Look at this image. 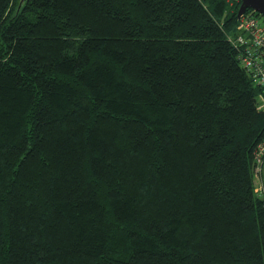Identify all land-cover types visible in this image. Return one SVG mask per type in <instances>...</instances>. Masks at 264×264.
<instances>
[{"label":"trees","instance_id":"obj_1","mask_svg":"<svg viewBox=\"0 0 264 264\" xmlns=\"http://www.w3.org/2000/svg\"><path fill=\"white\" fill-rule=\"evenodd\" d=\"M241 2L0 0V264H264Z\"/></svg>","mask_w":264,"mask_h":264},{"label":"built area","instance_id":"obj_2","mask_svg":"<svg viewBox=\"0 0 264 264\" xmlns=\"http://www.w3.org/2000/svg\"><path fill=\"white\" fill-rule=\"evenodd\" d=\"M256 10L247 9L240 16L238 33L234 42L244 48L241 54L242 63L252 70L262 91L259 94L258 107L264 111V18ZM264 167V139L259 143L256 152L255 181L256 190L263 189L262 170Z\"/></svg>","mask_w":264,"mask_h":264},{"label":"water","instance_id":"obj_3","mask_svg":"<svg viewBox=\"0 0 264 264\" xmlns=\"http://www.w3.org/2000/svg\"><path fill=\"white\" fill-rule=\"evenodd\" d=\"M241 5L238 11V16H241L248 8L260 12L264 15V0H241Z\"/></svg>","mask_w":264,"mask_h":264},{"label":"rangeland","instance_id":"obj_4","mask_svg":"<svg viewBox=\"0 0 264 264\" xmlns=\"http://www.w3.org/2000/svg\"><path fill=\"white\" fill-rule=\"evenodd\" d=\"M263 178V179H262ZM262 178L260 177V181H263L264 180V167H263V170H262Z\"/></svg>","mask_w":264,"mask_h":264}]
</instances>
